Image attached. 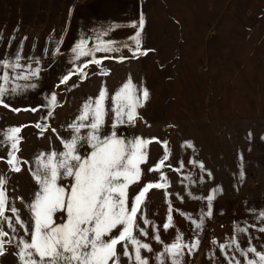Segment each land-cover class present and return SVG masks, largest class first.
Listing matches in <instances>:
<instances>
[{"label": "rangeland", "instance_id": "obj_1", "mask_svg": "<svg viewBox=\"0 0 264 264\" xmlns=\"http://www.w3.org/2000/svg\"><path fill=\"white\" fill-rule=\"evenodd\" d=\"M79 1L0 0V36L3 37L0 57L14 53L23 40V54L40 58L43 65L35 90L7 97L9 108L0 106V132L22 126L18 156L31 161L41 152L62 149L57 133L61 137L69 136L66 126L78 115L82 103L88 97H96L102 87L107 88L110 97L129 78L135 85L147 87L150 98L138 109L142 119L134 127L121 129L127 137L155 138L148 146V162L141 166L145 174L138 184L129 188V204L146 183L159 180L160 173L147 169L164 155L162 142L167 141L169 160L161 171L170 184L166 190L171 193L174 227L167 232L162 229L168 208L164 189L148 193L147 216L161 226L160 236L165 243L172 242L177 231L190 242L193 237L190 222L177 210L197 218L204 205L187 193L207 196L210 189L222 188V194H217L214 201V215L205 222L198 251L185 255L184 261L185 264H225L218 249L216 259H209L210 250L215 247L211 241L223 242L231 237L234 221L253 222L247 209L264 210V0H142L146 21L142 48L150 50L148 54L123 62L105 59L101 67L108 75L98 74V67L90 64L85 69L88 76L82 82L74 75L67 84H60V76L70 67L71 54L62 51L53 59L47 53L53 50L52 42L58 37L63 40L61 48L65 42L71 48L68 40L71 14ZM89 1L91 17L84 19L85 22L89 24L96 18L102 22L104 18L96 9V1ZM11 37L15 39L10 41ZM123 54L129 55L127 50ZM103 55L106 54L98 53L97 57ZM74 84L77 86L73 88ZM53 92L57 94L58 104L46 121L50 128L41 136L35 124L44 122L42 117L47 115V109L35 112L23 109L46 105V97ZM184 142H191L194 150L182 147ZM7 151L6 147H0V175L8 178L7 195L15 199L21 217L28 219L25 203L16 198L30 202L37 185L28 165H22L19 173L9 172ZM190 159L203 162L213 178L208 179L205 174V183L186 188L188 182L181 183L184 176L191 173L197 180L200 175L188 164ZM181 160L185 163L184 170L173 171L179 168ZM177 194L183 196V203ZM148 232L145 242L151 244L153 252H159L162 246L151 239V227ZM252 235L259 249L264 243V233L252 231ZM118 251L122 253V246H118ZM13 252L14 248L7 246L0 264H17ZM142 254L152 264V254ZM122 264H127V260Z\"/></svg>", "mask_w": 264, "mask_h": 264}, {"label": "snow or ice", "instance_id": "obj_2", "mask_svg": "<svg viewBox=\"0 0 264 264\" xmlns=\"http://www.w3.org/2000/svg\"><path fill=\"white\" fill-rule=\"evenodd\" d=\"M145 23L141 12L138 20L128 23L127 27L135 31L124 40L103 39L122 27L116 23L93 29L96 42L91 46H88L91 37H81L68 50L71 54L68 60L70 67L60 76V84H67L74 75L79 76L82 82L88 76L85 69L90 64L98 67V74L108 75L101 67L105 59L123 62L146 56L150 50L142 48ZM0 39L3 37L0 36ZM14 39L11 37L10 41ZM52 43L53 50L47 54L55 59L62 54L60 46L63 40L58 37ZM124 50L129 55H124ZM98 53L106 55L98 58ZM85 57L90 59L83 60ZM42 71L40 58L23 54V40L14 53L0 57V106L9 108L10 105L5 102L7 97L35 90ZM149 98L147 87L135 85L131 78L111 97L107 88L102 87L96 97H88L82 103L78 115L66 126L69 136L61 137L57 133L62 149L41 152L31 161L18 156L22 126L9 127L0 132V147L8 149L6 162L9 172L19 173L22 165H28L37 185L30 202H24L22 197L16 198L25 203L28 219H24L15 206V199L7 195L8 178L0 175V256L6 254L7 246H12L17 264H122L124 259L127 264H150V258L142 252L152 254V264H185V255L191 256L198 251L205 222L213 217L214 201L217 194H222V188L210 189L207 196L189 191L187 195L192 200L204 205L199 209L197 218L177 210L190 222L191 241H186L180 231L172 242L162 241L161 226L148 218L147 207L148 193L153 189H164L168 208L162 229L167 232L174 227L171 193L166 190L170 184L161 171L169 160L167 141L162 142L164 155L147 169V172L160 173L159 180L146 183L129 204V188L138 184L145 174L141 166L148 162V146L155 138L127 137L121 129L134 127L136 121L142 119L138 109L143 108ZM46 101V105L23 109L33 112L47 109V115L42 117L44 122L35 124L41 136L50 128L46 121L58 104L57 94L53 92L46 97ZM12 110L19 112L22 109ZM51 130L56 132V129ZM182 147L194 150L191 142H184ZM81 149L85 151L81 152ZM240 160H243L242 156ZM188 164L196 168L200 175L197 180L191 173L184 176L181 183L187 181L186 188L195 183H205V174L208 179L213 178L203 162L190 159ZM184 168L185 163L181 160L179 168L173 171L182 172ZM240 179H244L243 171L240 172ZM177 196L183 203V196ZM247 211L253 222L246 220L241 224L234 221L231 237L223 242L212 240L211 244L215 247L210 250V260L216 259L218 249L225 264H264V243L258 249L253 243L256 237L252 235V231L264 233V210L249 208ZM149 227L153 233L151 239L162 246L159 252H153L151 244L145 242ZM244 240L246 244L242 243ZM118 246H122V253L118 251Z\"/></svg>", "mask_w": 264, "mask_h": 264}, {"label": "crops", "instance_id": "obj_3", "mask_svg": "<svg viewBox=\"0 0 264 264\" xmlns=\"http://www.w3.org/2000/svg\"><path fill=\"white\" fill-rule=\"evenodd\" d=\"M95 1L96 9L99 10L104 20L100 22L97 21L99 18H96L94 21L91 20L89 24L86 23L84 19L91 17V11L89 9L91 3L89 0L79 1L78 7H74L71 14L72 25L69 32L70 37L68 38L71 47L78 42L81 37H91L88 45L91 46L96 42L93 29H100L101 26L112 23L120 24L122 27L112 32L109 37H103L105 40L110 38H115L118 41L124 40L134 33L135 30L127 27V25L133 20H138L142 12V0H94V2ZM78 22H80V24H78ZM81 22L85 23L81 24ZM67 43L68 42H65V46L61 48L63 53L69 50Z\"/></svg>", "mask_w": 264, "mask_h": 264}]
</instances>
